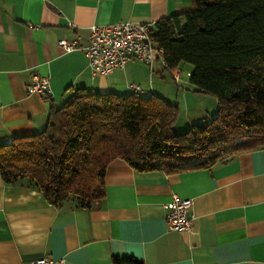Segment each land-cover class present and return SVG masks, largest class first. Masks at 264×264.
Returning a JSON list of instances; mask_svg holds the SVG:
<instances>
[{
  "label": "crops",
  "instance_id": "crops-1",
  "mask_svg": "<svg viewBox=\"0 0 264 264\" xmlns=\"http://www.w3.org/2000/svg\"><path fill=\"white\" fill-rule=\"evenodd\" d=\"M191 8V0H0V144L42 131L51 104L59 106L76 88L125 94L139 85L175 104L185 126L203 122L217 111V98L176 81L162 58L152 67L130 58L103 76L92 72L83 50L58 44L61 38L88 44L93 24L156 22ZM34 75L49 77L52 97L27 93ZM105 190L90 209L57 208L37 189L0 175V264L43 256L112 264L113 255L144 264H264V147L212 169L173 174L140 172L117 158L107 167ZM174 194L192 201V232L167 225Z\"/></svg>",
  "mask_w": 264,
  "mask_h": 264
},
{
  "label": "trees",
  "instance_id": "trees-1",
  "mask_svg": "<svg viewBox=\"0 0 264 264\" xmlns=\"http://www.w3.org/2000/svg\"><path fill=\"white\" fill-rule=\"evenodd\" d=\"M191 3L156 21L150 39L163 49L166 69L193 66L189 81L217 98L214 114L176 133L177 106L154 92L76 88L51 104L42 131L0 144L4 182L33 187L57 208L90 209L105 197L114 159L140 172L173 174L212 169L264 147V0ZM112 264L144 261L113 255Z\"/></svg>",
  "mask_w": 264,
  "mask_h": 264
},
{
  "label": "built area",
  "instance_id": "built-area-1",
  "mask_svg": "<svg viewBox=\"0 0 264 264\" xmlns=\"http://www.w3.org/2000/svg\"><path fill=\"white\" fill-rule=\"evenodd\" d=\"M154 25V21L93 24L88 44L81 45L77 39L69 38H61L58 44L66 52L83 50L88 56L92 72L107 76L116 70L123 69L130 58L139 59L150 67L157 57L163 59V49L150 39V32ZM167 70L176 81L180 80V69ZM26 90L27 93L43 99L53 96L48 76L34 75ZM131 91L144 95L152 93L151 90H143L139 85H132ZM166 207L168 209L166 222L171 230L193 231L195 217L191 213L190 199L174 194ZM31 264H65V260L43 256L33 260Z\"/></svg>",
  "mask_w": 264,
  "mask_h": 264
},
{
  "label": "rangeland",
  "instance_id": "rangeland-1",
  "mask_svg": "<svg viewBox=\"0 0 264 264\" xmlns=\"http://www.w3.org/2000/svg\"><path fill=\"white\" fill-rule=\"evenodd\" d=\"M193 70V66L189 63H184L181 65L180 67V71L182 72V80H189L190 78V73L192 72ZM167 74L165 78H170V73L168 71H166ZM159 78V77H158ZM160 80H162V78H160ZM173 81V79H171ZM160 84H161V81H160ZM162 85V84H161ZM162 97V96H161ZM165 99V98H164ZM182 116L179 117V119L175 122V126H174V130L176 133H183L185 132L190 126H185V121L183 119V114L181 113Z\"/></svg>",
  "mask_w": 264,
  "mask_h": 264
}]
</instances>
